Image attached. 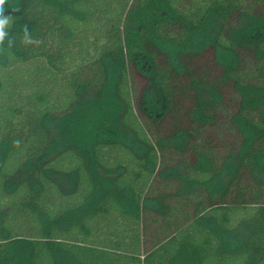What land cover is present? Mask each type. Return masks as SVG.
<instances>
[{
  "label": "trees",
  "instance_id": "trees-1",
  "mask_svg": "<svg viewBox=\"0 0 264 264\" xmlns=\"http://www.w3.org/2000/svg\"><path fill=\"white\" fill-rule=\"evenodd\" d=\"M5 15L0 264H264V0Z\"/></svg>",
  "mask_w": 264,
  "mask_h": 264
},
{
  "label": "clouds",
  "instance_id": "clouds-1",
  "mask_svg": "<svg viewBox=\"0 0 264 264\" xmlns=\"http://www.w3.org/2000/svg\"><path fill=\"white\" fill-rule=\"evenodd\" d=\"M7 3V0H0V52L4 51V44L5 40L7 38L8 41V47L10 48L12 44L14 43V40L12 38H9V34L6 31V29L11 25L13 21L12 15H5V4ZM13 11H18V9H13ZM23 32H24V42L31 44V43H40V41H33L31 38V35L29 33L27 25L23 26Z\"/></svg>",
  "mask_w": 264,
  "mask_h": 264
}]
</instances>
